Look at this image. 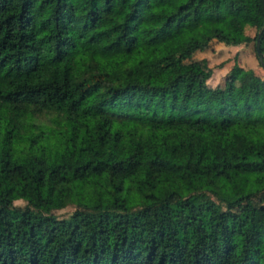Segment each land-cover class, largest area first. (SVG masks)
I'll return each instance as SVG.
<instances>
[{"label":"trees","instance_id":"16d2710c","mask_svg":"<svg viewBox=\"0 0 264 264\" xmlns=\"http://www.w3.org/2000/svg\"><path fill=\"white\" fill-rule=\"evenodd\" d=\"M263 21L264 0H0V264H264V78L234 60L211 85L193 56L260 31L264 66Z\"/></svg>","mask_w":264,"mask_h":264},{"label":"rangeland","instance_id":"374dc122","mask_svg":"<svg viewBox=\"0 0 264 264\" xmlns=\"http://www.w3.org/2000/svg\"><path fill=\"white\" fill-rule=\"evenodd\" d=\"M243 31L253 35L255 28L250 24H244ZM254 41H242L238 44H227L217 39H212L207 47L198 49L194 52V57L204 58L212 68V73L207 79L208 83L215 85L222 82L224 74L230 68L234 60H237L243 67L251 68L256 75L264 78V66L259 57H257ZM16 203H23L24 200L16 198ZM72 204H67L60 208H55L54 212L58 215H64Z\"/></svg>","mask_w":264,"mask_h":264},{"label":"water","instance_id":"95a60500","mask_svg":"<svg viewBox=\"0 0 264 264\" xmlns=\"http://www.w3.org/2000/svg\"><path fill=\"white\" fill-rule=\"evenodd\" d=\"M263 25H264V21H263ZM259 34H260V31H258L257 32V36H256V43H255V45H256V52H257V54H258V57H260L261 58V49H260V47H259Z\"/></svg>","mask_w":264,"mask_h":264}]
</instances>
